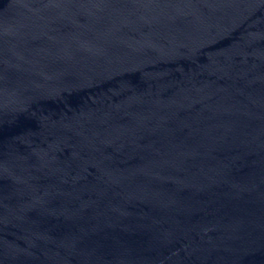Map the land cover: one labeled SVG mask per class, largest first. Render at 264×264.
<instances>
[{
	"label": "water",
	"instance_id": "95a60500",
	"mask_svg": "<svg viewBox=\"0 0 264 264\" xmlns=\"http://www.w3.org/2000/svg\"><path fill=\"white\" fill-rule=\"evenodd\" d=\"M0 264H264V0H0Z\"/></svg>",
	"mask_w": 264,
	"mask_h": 264
}]
</instances>
